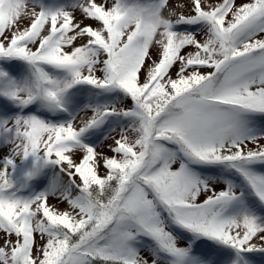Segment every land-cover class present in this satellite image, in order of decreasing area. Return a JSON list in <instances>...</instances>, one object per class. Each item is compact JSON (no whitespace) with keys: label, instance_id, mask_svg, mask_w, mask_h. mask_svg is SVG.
I'll use <instances>...</instances> for the list:
<instances>
[{"label":"snow or ice","instance_id":"snow-or-ice-1","mask_svg":"<svg viewBox=\"0 0 264 264\" xmlns=\"http://www.w3.org/2000/svg\"><path fill=\"white\" fill-rule=\"evenodd\" d=\"M0 264H264V0H0Z\"/></svg>","mask_w":264,"mask_h":264},{"label":"rangeland","instance_id":"rangeland-1","mask_svg":"<svg viewBox=\"0 0 264 264\" xmlns=\"http://www.w3.org/2000/svg\"><path fill=\"white\" fill-rule=\"evenodd\" d=\"M238 2H243V0H238ZM55 201H53V203H54ZM61 207H64V205H61Z\"/></svg>","mask_w":264,"mask_h":264}]
</instances>
